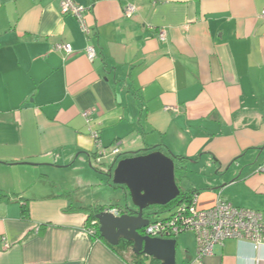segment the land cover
<instances>
[{
  "label": "crops",
  "instance_id": "1",
  "mask_svg": "<svg viewBox=\"0 0 264 264\" xmlns=\"http://www.w3.org/2000/svg\"><path fill=\"white\" fill-rule=\"evenodd\" d=\"M74 1L89 38L60 0H0V264H135L88 232L87 207L102 205L49 182L99 173L92 131L119 158L172 154L198 208L221 198L264 220V0ZM183 235L179 264H264V246L230 238L198 257Z\"/></svg>",
  "mask_w": 264,
  "mask_h": 264
},
{
  "label": "built area",
  "instance_id": "2",
  "mask_svg": "<svg viewBox=\"0 0 264 264\" xmlns=\"http://www.w3.org/2000/svg\"><path fill=\"white\" fill-rule=\"evenodd\" d=\"M59 6L62 14H72L76 17L82 31L89 38V29L83 17L86 7L74 0H60ZM135 12L136 8L133 5H126L124 8V14L127 17L133 16ZM259 15L264 18V8ZM158 37L160 40H164L165 32L159 30ZM53 50L67 54L72 51V47L68 42H58L54 44ZM85 55L90 62L93 61L96 57L93 45H86ZM89 115V111L83 112L86 120H89ZM91 133L96 147L94 166H102V159L112 157L113 160L120 155V148L117 143L105 147L100 141L98 132L92 131ZM112 211L115 214L120 213L117 208L112 209ZM95 225H97L96 220H91L88 232L94 233ZM184 231L194 233L198 257L211 254L214 245L222 244L224 240L230 238L247 240L254 248L264 246V220L260 212L234 206L221 198H218L212 207L201 209L196 206L195 194L190 195L189 199L177 202L170 215L150 218L148 224L140 230L142 234L154 238H175Z\"/></svg>",
  "mask_w": 264,
  "mask_h": 264
},
{
  "label": "water",
  "instance_id": "3",
  "mask_svg": "<svg viewBox=\"0 0 264 264\" xmlns=\"http://www.w3.org/2000/svg\"><path fill=\"white\" fill-rule=\"evenodd\" d=\"M119 156L112 160L107 176L112 185L127 191L131 205L125 204L119 214L112 210L95 213L100 237L113 246L128 241L134 254L149 256L160 264H175V238H154L140 232L154 214L150 207L164 206L180 194L175 157L158 149Z\"/></svg>",
  "mask_w": 264,
  "mask_h": 264
},
{
  "label": "rangeland",
  "instance_id": "4",
  "mask_svg": "<svg viewBox=\"0 0 264 264\" xmlns=\"http://www.w3.org/2000/svg\"><path fill=\"white\" fill-rule=\"evenodd\" d=\"M109 147V146H108ZM102 163L104 166H99L97 169L99 173H96L95 176L90 177L85 173H80L78 176L72 174V172L67 169H62L61 171H56L54 174H49V182L52 184H56L58 188H64V190L71 191L74 198L81 197L86 203H91L94 205H102L105 207L114 205L120 206L122 208L125 207V204L131 205L130 200L125 197V189L121 186H113L110 182H108L109 177L103 173L108 169V165L112 163V157H107L106 159H102ZM93 172H96L92 169ZM178 178V183L180 185L178 173L176 174ZM81 182L79 183V180ZM74 183V187L72 188V184ZM157 206L150 207V211H154ZM157 214H152L150 218H157ZM180 240L176 245V260L179 264L181 262V254L184 250L185 244L191 241L190 237L187 240L185 238L187 236H180ZM183 239V241H182Z\"/></svg>",
  "mask_w": 264,
  "mask_h": 264
},
{
  "label": "trees",
  "instance_id": "5",
  "mask_svg": "<svg viewBox=\"0 0 264 264\" xmlns=\"http://www.w3.org/2000/svg\"><path fill=\"white\" fill-rule=\"evenodd\" d=\"M180 169H181V166L179 165L178 162H176V166H175V177H176V183H177V185H178V178H177L176 174L180 172ZM108 182H111L110 179L108 180ZM113 186L116 187L117 185H113ZM125 192L128 195V193H127L126 190H125ZM189 197H190V195L188 194V192L180 190L179 196H177L174 200H172L171 202H169L168 204H166L164 206H158V207H166V206L175 205L177 202H179L181 200L189 199ZM87 209L89 211L88 222H90L91 220L95 219L94 218L95 213L106 209V207L105 206H94V207L93 206H89V207H87ZM119 210H120V212H123L125 210V208H122L121 207ZM94 228H95L94 230L96 232V235L99 238H101L100 235H99V232H98V225H95ZM104 242L108 246H110L111 248H113V249H123L122 247H124V248L131 247V243L128 242V241H125V240L120 241L119 244L116 245V246L110 245L106 241H104ZM133 257H134L135 264H144L146 261H148L147 264H159V262L157 260H154L152 258H148V257H146L143 254L137 255V254H134L133 253Z\"/></svg>",
  "mask_w": 264,
  "mask_h": 264
}]
</instances>
